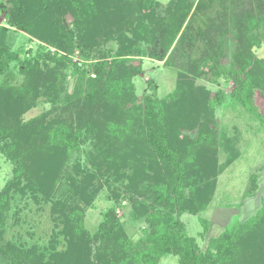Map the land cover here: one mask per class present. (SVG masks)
<instances>
[{"label":"trees","instance_id":"trees-1","mask_svg":"<svg viewBox=\"0 0 264 264\" xmlns=\"http://www.w3.org/2000/svg\"><path fill=\"white\" fill-rule=\"evenodd\" d=\"M219 1L221 12L217 18L211 21L208 29L196 33L192 22L206 5L199 2L193 11L192 0H177L175 11L167 18H160L154 26L152 0H7L1 5L8 15L9 27L38 41L39 48L43 49L45 44L67 51L77 46L85 58L89 57L87 50L91 48V37L110 27L111 10L126 2L131 6L136 2L134 6L140 12L135 25L130 26L131 39L120 40L112 61L87 65L84 70L86 85L79 90L74 100L75 112L69 119L48 124L43 122L45 116L42 115L35 124H24L11 121L0 113V142L8 140L3 152L14 166L13 180L0 194V258L3 261L8 264H69L71 256L65 259L56 254L46 258L36 250L7 241L5 207L12 185L19 183L22 176L34 179L33 170L30 171L27 163L40 149V142L44 140L42 148L46 153L52 150L72 153L79 151L81 142L91 136L98 140L91 157L116 169L128 167L133 172L134 182L127 187L125 197L133 194L141 198H136L135 204L143 208L149 225L146 235L132 242L115 211L105 215L97 233L100 238L97 251L103 255L115 253L118 260L113 264H160L167 255L177 256L178 264H264V206L255 216L210 241L206 251L201 250L180 220L185 212L197 215L205 211L213 197V193L197 197V192L188 188V175L199 153L206 165H210L212 155L217 152L216 141L221 136L216 126L210 129L202 124L201 112L186 105L193 101L197 89L194 77L212 75L211 81H216L223 74L229 76L235 84L230 97L258 119L264 118V108L261 113L254 103L258 93L264 97V60L258 59L253 51L264 41V0ZM68 15L73 17L81 40L75 42ZM9 27L0 25V75H11L8 72L10 65L17 63L25 80L20 86H13L9 81L0 86V107H10L14 103V107L32 108L42 86L47 89V98L57 100L62 91L52 90L44 82L39 62L49 58L62 63L64 59H53L48 52L34 54L31 49L21 57L7 45ZM230 31L237 33V48L231 56V67L223 68L220 66L224 55L223 39ZM198 41L204 44V52L200 58L192 59L190 52ZM140 43L161 49L167 58L166 64L179 62L177 88L166 98L159 99L153 93H147L143 101L138 102L133 78L136 73H141L140 68L128 69L123 76H116L117 68L124 60L143 56ZM151 84L152 80L146 91ZM225 96L219 91L210 106L205 105L203 110L207 116L209 112L213 114L216 105L224 102ZM185 128H195L197 133L189 141L187 150L181 151L172 146V141L180 137ZM236 156L227 163L231 164ZM160 166L168 168L171 174L168 186L156 176ZM158 181L163 186L157 185ZM251 182L250 194L253 195L256 176ZM71 215L69 219L74 220V228H79L77 234L80 230L84 233L83 213L77 211ZM201 222L203 233L200 236L204 238L210 223L206 219Z\"/></svg>","mask_w":264,"mask_h":264},{"label":"rangeland","instance_id":"rangeland-1","mask_svg":"<svg viewBox=\"0 0 264 264\" xmlns=\"http://www.w3.org/2000/svg\"><path fill=\"white\" fill-rule=\"evenodd\" d=\"M6 1L0 0V25L9 27L8 15L1 7ZM152 1L154 26L160 18H167L175 11L177 0ZM192 1L195 4L193 11L199 2L206 5V9L192 22L196 33L200 29H208L211 21L221 12V5L219 0ZM134 4L131 6L126 2L110 11V27L91 37V48L87 50L88 58H85L77 46L65 51L43 44L41 49L38 47V41L31 40L30 36L9 27L7 45L21 57L31 49L33 53L48 52L53 59H64L62 63L51 61L49 58L39 62L40 75L44 74V82L46 81L52 90L57 88L62 93L57 100L51 101L45 95L47 89L42 86L41 94L32 108L14 107L13 103L10 106L13 109L8 105L1 106L0 113L11 121L24 124H35L34 121L42 115L45 116L43 122L48 124L69 119L75 112L74 100L81 87L86 85L87 75H84V70L87 65L99 61L110 63L117 53L120 40L131 39L130 26H134L140 17V12ZM68 18L75 42L81 40L79 31L73 24V17L68 15ZM236 35L235 31H230L223 39L224 55L220 60V66L223 68L231 67V56L237 48ZM261 43V46L254 47L253 51L258 59L264 60V41ZM140 47L144 52L143 56L124 60L118 66L116 76H123L128 69L132 71V68H140L141 73H136L133 78L138 102H142L147 93H153L159 99L168 97L177 88L179 62L166 64L167 58L164 57L163 51L154 45L140 43ZM204 47L202 41H198L190 52L192 59L200 58ZM8 72L11 74L8 77L0 75V86L5 81H9L13 86L23 84L25 75L19 72L17 63H12ZM92 73L95 74L93 71ZM194 78L197 89L193 93V101L186 105L196 108L197 113L201 112L202 124L210 129L216 126L221 136L216 141L217 152L212 155L210 165H206L204 159H201L202 154L199 153L195 166L188 175V188H193L197 197L210 193H213V197L205 211L197 215L185 212L180 216V220L185 223L188 234L195 237L201 250L206 251L210 241L219 237L225 230L255 216L264 206V118L258 119L230 97L235 84L229 76L223 74L216 81H211L212 75ZM150 80L153 84L146 91ZM219 91L226 95L224 102L216 105L213 114L209 112L207 116L203 108L205 105L210 106L209 103H212ZM254 103L262 113L264 97L258 93ZM172 120L175 121L173 117ZM194 129L181 130L180 137L173 139L172 146L181 151L187 150V146L196 137L197 130ZM89 137L81 142L79 151L72 153L59 150L46 153L42 148L44 140L40 142V149L27 163L30 171L33 170L34 179L22 176L20 182L12 185L9 192L5 207L7 241L36 250L46 258L56 254L65 256V259L71 256L69 264H113L118 260L115 253L103 255L97 251L100 246L97 233L109 211H115L125 234L132 242L146 235L149 230L146 216L143 208L135 204V199L141 198L133 194L125 197L127 187L134 182L133 172L128 167L116 169L91 157V154H95L98 140ZM7 141L0 142V194L14 177V166L3 152ZM235 154L236 158L228 164V159ZM156 172L162 184L168 186L171 176L168 168H157ZM253 176H256L257 183L256 190L251 195ZM162 184L157 182L160 187ZM77 211L83 213L81 223L86 231L84 233L80 230L77 234L79 228H74L72 217L69 219V215ZM202 219L210 223L209 232L204 238L200 236L203 233ZM0 264L8 263L0 258ZM160 264H178V257L167 255Z\"/></svg>","mask_w":264,"mask_h":264}]
</instances>
